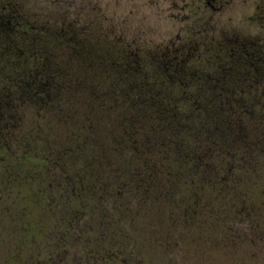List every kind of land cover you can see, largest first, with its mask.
<instances>
[{
  "label": "trees",
  "instance_id": "1",
  "mask_svg": "<svg viewBox=\"0 0 264 264\" xmlns=\"http://www.w3.org/2000/svg\"><path fill=\"white\" fill-rule=\"evenodd\" d=\"M47 1L0 0V263L131 264L144 248L169 261L264 226V35L229 27L222 0L184 4L193 24L149 60ZM178 36L215 37L234 67H175Z\"/></svg>",
  "mask_w": 264,
  "mask_h": 264
},
{
  "label": "rangeland",
  "instance_id": "2",
  "mask_svg": "<svg viewBox=\"0 0 264 264\" xmlns=\"http://www.w3.org/2000/svg\"><path fill=\"white\" fill-rule=\"evenodd\" d=\"M30 1L33 5L32 8L36 5L39 11H42L45 7L51 8L53 6L49 4V1L42 4L41 1L46 0ZM65 1L67 2L65 5H68L71 9L70 14L72 16L78 14L73 11L77 9V11H83V21H88L93 17L104 20L112 31L116 30L118 34H123L122 37L124 36L128 43L138 45L149 60L158 45L168 44L179 31H183L193 24V18L188 15L187 10L183 9L185 3L179 0ZM223 1L227 5V10L219 16L224 17L229 27L235 30L240 27L246 32L245 34L249 39L262 43L264 34L257 26L255 18L261 12L264 15V0ZM44 16H46L45 11L43 12ZM226 22L223 21L219 26L227 28ZM191 91L196 92V90ZM259 91L261 93V90ZM178 95L179 97L182 96V90H179ZM185 115L187 114H182L183 117ZM253 164L257 165L256 163ZM254 174L260 179L259 171H255ZM233 225L234 234L237 236L235 240L237 243L239 242L233 250L222 242L213 244L202 241L181 249L177 256L175 255L176 252L173 253L170 258H176V260L163 261L158 257H152L150 251H146V248H144L142 255L135 256L136 260L133 259L132 262L133 264H264V226L252 232L244 223ZM121 227L122 233L129 231L125 225ZM139 234L148 238L149 232L144 228ZM152 250L159 252L158 249ZM75 258L76 260L71 261L69 264H79L77 256Z\"/></svg>",
  "mask_w": 264,
  "mask_h": 264
},
{
  "label": "flooded vegetation",
  "instance_id": "3",
  "mask_svg": "<svg viewBox=\"0 0 264 264\" xmlns=\"http://www.w3.org/2000/svg\"><path fill=\"white\" fill-rule=\"evenodd\" d=\"M179 1L185 2V6L190 7L191 10L197 14L208 10L218 13L223 8V4L221 3V1H217V0H179ZM201 16L203 17L204 14ZM189 39L191 40V38ZM189 39L187 37L178 36L177 42L173 44L175 56L171 60L174 61L175 67H182V66L234 67L235 64H231L230 62L226 64H221V57L216 56L215 58L214 54L212 55V51L216 48L215 44L213 43L215 37H213L212 39L211 37H206V38L197 37L194 41L192 40L191 42L188 41ZM203 39H205L203 42H197V40H203ZM226 39L229 40L228 38ZM207 40H211V42L208 43ZM230 42L232 43L231 39ZM203 46H205V48H203ZM131 264L133 263L131 262Z\"/></svg>",
  "mask_w": 264,
  "mask_h": 264
}]
</instances>
